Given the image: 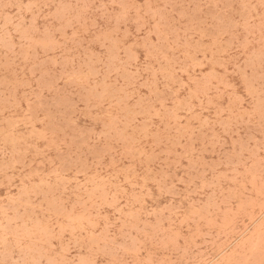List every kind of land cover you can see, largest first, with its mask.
Masks as SVG:
<instances>
[{
    "label": "rangeland",
    "instance_id": "rangeland-1",
    "mask_svg": "<svg viewBox=\"0 0 264 264\" xmlns=\"http://www.w3.org/2000/svg\"><path fill=\"white\" fill-rule=\"evenodd\" d=\"M0 264H264V0H0Z\"/></svg>",
    "mask_w": 264,
    "mask_h": 264
}]
</instances>
